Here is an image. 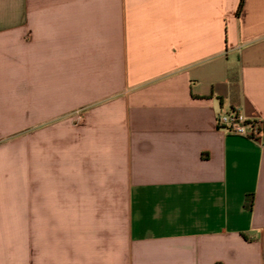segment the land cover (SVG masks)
Wrapping results in <instances>:
<instances>
[{"label":"crops","instance_id":"crops-1","mask_svg":"<svg viewBox=\"0 0 264 264\" xmlns=\"http://www.w3.org/2000/svg\"><path fill=\"white\" fill-rule=\"evenodd\" d=\"M0 0V264H264V0ZM252 198V207L248 200Z\"/></svg>","mask_w":264,"mask_h":264},{"label":"built area","instance_id":"built-area-1","mask_svg":"<svg viewBox=\"0 0 264 264\" xmlns=\"http://www.w3.org/2000/svg\"><path fill=\"white\" fill-rule=\"evenodd\" d=\"M218 123L221 129L231 134L255 141H261L264 138V121L262 119H249L239 110L220 113Z\"/></svg>","mask_w":264,"mask_h":264},{"label":"trees","instance_id":"trees-1","mask_svg":"<svg viewBox=\"0 0 264 264\" xmlns=\"http://www.w3.org/2000/svg\"><path fill=\"white\" fill-rule=\"evenodd\" d=\"M244 3H245V0H241L240 5H239V9H238V14H240V12L242 11L243 6H244ZM252 204H253V199L250 198V199L248 200V205H249V207H252Z\"/></svg>","mask_w":264,"mask_h":264}]
</instances>
